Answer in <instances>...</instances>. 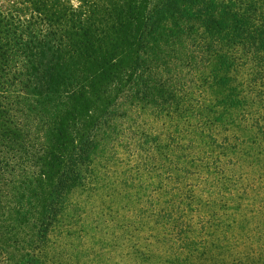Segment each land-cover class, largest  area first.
<instances>
[{"label": "rangeland", "instance_id": "rangeland-1", "mask_svg": "<svg viewBox=\"0 0 264 264\" xmlns=\"http://www.w3.org/2000/svg\"><path fill=\"white\" fill-rule=\"evenodd\" d=\"M208 1H173L185 14L174 21L187 22V10ZM121 5L130 6L128 0ZM128 8H111L105 19L121 28L130 20ZM205 19L194 17L192 32L173 22L156 31L146 49L137 47L134 61L140 55L154 69L145 84L120 69L104 86L99 84L103 77L89 80L80 90L87 98L77 102L68 94L0 99V264H264V151L256 155L255 130L230 124L229 132L247 137L242 149L254 159L244 157L241 168L237 164L223 178L209 176L200 161L209 148L201 130L216 129L189 115L205 113L202 103L208 95H203L202 78L187 83L181 100L159 90L164 86L166 93L170 84L194 79L187 72L186 53L195 46L192 36L208 37ZM117 29L98 30L103 52L117 50ZM117 52L120 59L123 52ZM71 103L77 106L75 115ZM84 103L91 108L89 115ZM75 120L76 128L92 134L89 160H79L78 151L71 144L66 149L67 139L58 134ZM173 135L182 142L175 152L169 145ZM182 152L187 157L175 165ZM193 157L203 170L183 172L186 164L198 170L189 162ZM175 166L180 168L175 171L178 182L176 174L166 181L165 173ZM66 170L69 176L79 171L81 177L62 183ZM160 208L184 216L181 235L180 222H159Z\"/></svg>", "mask_w": 264, "mask_h": 264}, {"label": "trees", "instance_id": "trees-1", "mask_svg": "<svg viewBox=\"0 0 264 264\" xmlns=\"http://www.w3.org/2000/svg\"><path fill=\"white\" fill-rule=\"evenodd\" d=\"M122 1L0 0V99H11L16 94H68L73 102H77L82 96L87 98L80 94V90H85L89 80L103 77L104 83L100 81L99 84L104 86L120 69L123 74L130 72L138 82L145 84L148 75L149 80L152 79L154 69L148 68L140 55L134 61L133 53L137 52V47L138 51L146 49L153 43L155 32L170 27L173 22L175 26L192 32L195 29L191 20L203 15L208 37L192 36L190 41L195 46L185 52L189 58L187 72L194 79L170 84L166 93L164 86L159 90H163V95L168 93L167 97L171 94L181 100L184 97L181 92H185L187 83L202 78L201 89L207 91L203 95H208L202 103L205 113L191 111L189 115L204 119L203 122L213 124L216 129V132L208 130L207 133L201 130L205 141L209 140V148L203 151L200 160L201 165L205 164L207 175L223 178L229 171L235 172L236 165L244 157L252 156L248 150L243 152L242 149L247 137L235 131L229 132L230 124L243 123V127L253 128L255 132L251 142L256 144L253 147L257 149L256 155L264 151V0H223L220 4L217 0H209L198 10L189 8L187 14L190 20L187 22L174 21L173 17L185 15L181 6L173 2L175 0H160L158 3L155 0H128L129 8L119 6ZM201 2L204 3V0ZM111 8L122 12L128 8L130 20L120 24L121 28L109 25L105 17ZM116 27L120 33L115 39L117 50L103 52L98 46L101 41L98 30L107 31ZM210 27L214 28L209 30ZM117 51L123 52L118 56H121L120 59L116 56ZM192 91L193 100L195 90ZM71 104L72 114L75 115L77 106ZM83 105L87 110L85 115H89L91 108L87 103ZM1 107L4 105L0 103V113L3 112ZM76 124L77 120L69 121L63 133L60 129L58 134L67 139L63 141L67 144L66 149L71 144L78 151L79 160H89L93 147L92 134L81 126L76 128ZM77 136H80L79 140ZM169 145L175 152L182 145L181 138L171 136ZM181 157L187 156L184 152L176 154L175 165L182 160ZM200 161L194 157L189 159L192 166L199 167L196 172L194 168L190 171L187 164L181 170L200 173L203 170V166L197 164ZM253 163L255 161L249 164ZM238 167L241 168V165ZM179 169L175 166L167 171L166 181L176 174L174 179L178 182L179 176L175 171ZM69 173V170L64 171L60 182H67L70 177H81L79 171L74 172L75 176H69ZM221 178L212 183L214 188H219ZM186 195L189 196V193ZM57 198L54 197L52 204L57 202ZM158 216L159 222H180V235L185 230L183 225L187 221L182 214L177 216L173 208H160Z\"/></svg>", "mask_w": 264, "mask_h": 264}]
</instances>
